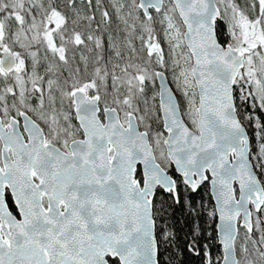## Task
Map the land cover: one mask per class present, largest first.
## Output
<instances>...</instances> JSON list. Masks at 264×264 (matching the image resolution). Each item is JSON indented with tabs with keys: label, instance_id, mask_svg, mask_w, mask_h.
I'll list each match as a JSON object with an SVG mask.
<instances>
[{
	"label": "snow or ice",
	"instance_id": "obj_1",
	"mask_svg": "<svg viewBox=\"0 0 264 264\" xmlns=\"http://www.w3.org/2000/svg\"><path fill=\"white\" fill-rule=\"evenodd\" d=\"M184 253L264 264V0H0V264Z\"/></svg>",
	"mask_w": 264,
	"mask_h": 264
},
{
	"label": "trees",
	"instance_id": "obj_2",
	"mask_svg": "<svg viewBox=\"0 0 264 264\" xmlns=\"http://www.w3.org/2000/svg\"><path fill=\"white\" fill-rule=\"evenodd\" d=\"M201 192H203V189H201ZM193 199L194 201H198L200 199V195L195 194L193 196ZM207 201H208V197L205 196V202L207 203ZM176 215L178 218V222L176 223L175 228L179 236L182 238L184 236V233L188 232L192 218L188 217V223H185L184 222L185 215H182L179 209L177 210ZM209 232H211V228L208 226V224H205V234L207 235V233ZM204 243L211 244L212 241L209 239V240L204 241ZM213 252L215 253V248H213ZM180 259L183 260L184 264H200L199 258L189 253H184L182 256H180Z\"/></svg>",
	"mask_w": 264,
	"mask_h": 264
},
{
	"label": "water",
	"instance_id": "obj_3",
	"mask_svg": "<svg viewBox=\"0 0 264 264\" xmlns=\"http://www.w3.org/2000/svg\"><path fill=\"white\" fill-rule=\"evenodd\" d=\"M217 222H218V218H217Z\"/></svg>",
	"mask_w": 264,
	"mask_h": 264
}]
</instances>
